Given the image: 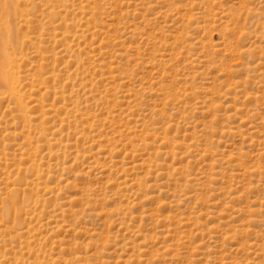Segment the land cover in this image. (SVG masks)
Returning a JSON list of instances; mask_svg holds the SVG:
<instances>
[{"label": "rangeland", "instance_id": "obj_1", "mask_svg": "<svg viewBox=\"0 0 264 264\" xmlns=\"http://www.w3.org/2000/svg\"><path fill=\"white\" fill-rule=\"evenodd\" d=\"M1 1L0 264H264V0Z\"/></svg>", "mask_w": 264, "mask_h": 264}, {"label": "bare ground", "instance_id": "obj_2", "mask_svg": "<svg viewBox=\"0 0 264 264\" xmlns=\"http://www.w3.org/2000/svg\"><path fill=\"white\" fill-rule=\"evenodd\" d=\"M15 8L6 1L0 2V83H9L7 51L8 44L16 41V32L14 24ZM11 51V50H10Z\"/></svg>", "mask_w": 264, "mask_h": 264}]
</instances>
